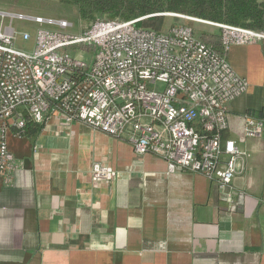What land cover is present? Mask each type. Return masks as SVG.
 I'll return each mask as SVG.
<instances>
[{"label":"crops","instance_id":"obj_1","mask_svg":"<svg viewBox=\"0 0 264 264\" xmlns=\"http://www.w3.org/2000/svg\"><path fill=\"white\" fill-rule=\"evenodd\" d=\"M224 56L248 83L222 139L243 140L249 157L226 188L168 174L161 158L80 123L52 119L33 137L11 128L19 167L0 177V264H264V136L242 138L249 113L264 114V40ZM94 162L116 172L111 183H91Z\"/></svg>","mask_w":264,"mask_h":264},{"label":"built area","instance_id":"obj_2","mask_svg":"<svg viewBox=\"0 0 264 264\" xmlns=\"http://www.w3.org/2000/svg\"><path fill=\"white\" fill-rule=\"evenodd\" d=\"M140 20L96 21L76 35L64 19L0 11V177L6 183L19 167L8 131L23 136L27 122L45 126L52 119L124 139L136 155L164 160L168 174H200L221 189L232 182L236 161L249 155L243 140L222 135L227 106L248 83L224 54L264 35L189 19L220 30L219 54L188 26L156 33L137 27ZM14 21L27 25L18 31ZM78 47L91 52L89 63L70 54ZM242 133L262 138L264 117H246ZM115 176L101 162L91 165L92 184Z\"/></svg>","mask_w":264,"mask_h":264},{"label":"trees","instance_id":"obj_3","mask_svg":"<svg viewBox=\"0 0 264 264\" xmlns=\"http://www.w3.org/2000/svg\"><path fill=\"white\" fill-rule=\"evenodd\" d=\"M57 4L72 9L87 26L96 21L141 19L137 27L165 33L176 25L188 26L192 30L197 25H204L192 21L197 20L248 29L264 35V0H57ZM216 30L214 35L193 31L206 46L224 54L220 47V30ZM263 115L249 113L254 119H260ZM42 127L27 122L23 128L24 135L33 137Z\"/></svg>","mask_w":264,"mask_h":264},{"label":"rangeland","instance_id":"obj_4","mask_svg":"<svg viewBox=\"0 0 264 264\" xmlns=\"http://www.w3.org/2000/svg\"><path fill=\"white\" fill-rule=\"evenodd\" d=\"M0 11L14 13L20 12L25 14L42 15L53 19H64L73 25V28L70 31L76 35L88 27L78 19L72 9L57 4V0H0ZM3 22L7 25L9 23L6 19ZM26 25V23L22 22H13V27L18 31H21V28ZM193 30H196L198 33L205 31L211 35H214L215 31H217L215 27L213 28L207 24L197 25L193 27ZM70 54L76 58L77 56H80L81 60L86 63H89L91 60V52L86 53L81 51L79 47L75 49L74 53ZM74 54L76 56H74Z\"/></svg>","mask_w":264,"mask_h":264}]
</instances>
